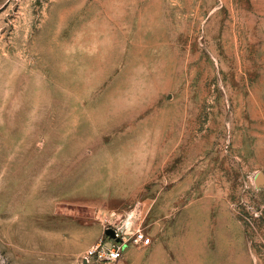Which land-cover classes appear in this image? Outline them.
Returning <instances> with one entry per match:
<instances>
[{
    "label": "rangeland",
    "instance_id": "374dc122",
    "mask_svg": "<svg viewBox=\"0 0 264 264\" xmlns=\"http://www.w3.org/2000/svg\"><path fill=\"white\" fill-rule=\"evenodd\" d=\"M264 264V0H0V264Z\"/></svg>",
    "mask_w": 264,
    "mask_h": 264
},
{
    "label": "built area",
    "instance_id": "2783aa9c",
    "mask_svg": "<svg viewBox=\"0 0 264 264\" xmlns=\"http://www.w3.org/2000/svg\"><path fill=\"white\" fill-rule=\"evenodd\" d=\"M114 238L105 235L94 246L90 247L81 259L82 264H114L122 258L125 245L132 243L140 247L151 244V238L141 229L134 232L119 233L113 230Z\"/></svg>",
    "mask_w": 264,
    "mask_h": 264
},
{
    "label": "water",
    "instance_id": "95a60500",
    "mask_svg": "<svg viewBox=\"0 0 264 264\" xmlns=\"http://www.w3.org/2000/svg\"><path fill=\"white\" fill-rule=\"evenodd\" d=\"M105 232H106V235L110 236L111 238H114V232H113V230L108 229Z\"/></svg>",
    "mask_w": 264,
    "mask_h": 264
}]
</instances>
